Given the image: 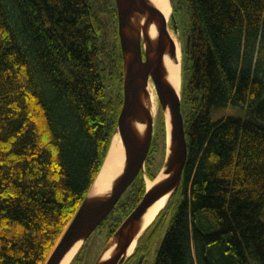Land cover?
<instances>
[{"label":"trees","instance_id":"trees-1","mask_svg":"<svg viewBox=\"0 0 264 264\" xmlns=\"http://www.w3.org/2000/svg\"><path fill=\"white\" fill-rule=\"evenodd\" d=\"M181 1L187 159L123 264H264V0ZM107 12L105 63L95 34ZM122 69L114 0H0V264L46 262L106 158ZM162 115L150 152L165 151ZM143 174L98 225L105 243L142 199Z\"/></svg>","mask_w":264,"mask_h":264},{"label":"water","instance_id":"water-1","mask_svg":"<svg viewBox=\"0 0 264 264\" xmlns=\"http://www.w3.org/2000/svg\"><path fill=\"white\" fill-rule=\"evenodd\" d=\"M114 1L122 57L123 99L116 118L113 136L118 135L123 144L124 166L113 181L107 195L90 196L91 185L44 264H59L75 243L84 242L114 209L120 197L137 175L144 171V164L153 139V116L149 109V92L147 90L149 78L156 87L165 119L166 155L161 170L164 169L168 176L151 188H145L140 202L122 220L106 242L105 246L109 241L115 242L116 246L112 254L108 258L100 260L101 251L94 264H123L125 262L127 249L136 236L138 235L139 238L142 233L139 234L141 215L149 205L167 193L166 203L168 202L180 184L186 163L187 141L180 96L176 94L175 88L167 79V70L163 63V56L166 52L170 54V57L175 56L176 53V45L169 33L165 17L149 0ZM152 24L156 30L154 38L149 36ZM169 24L177 32V22L172 12ZM167 109L169 132L166 118ZM137 125H144L143 132L140 133L137 130ZM106 159L107 155L100 171ZM143 258L144 256L140 255L136 264H141Z\"/></svg>","mask_w":264,"mask_h":264},{"label":"bare ground","instance_id":"bare-ground-1","mask_svg":"<svg viewBox=\"0 0 264 264\" xmlns=\"http://www.w3.org/2000/svg\"><path fill=\"white\" fill-rule=\"evenodd\" d=\"M149 1L165 17L169 33L171 34V37L173 38L175 45H176L175 56L170 57V54L166 52L163 56V63L167 70V79L169 80V82L172 83L173 87L175 88L176 94L180 96V85H181L180 75H181V66H182L181 42L177 35V32H175L169 24L170 15L172 12L171 3H170V0H149ZM149 36H151V38H154L156 36V30H155L154 24H152L149 29ZM147 90L149 92V97H148L149 98L148 99L149 109L153 116V137H154V135L157 132L158 119L162 114V108L161 106L159 107L160 113H159V116L157 117L159 99L157 96L156 87L153 81L151 80V78L148 79ZM166 118H167V128L169 132L168 109L166 110ZM155 120H156V125L154 127ZM136 128L141 133L143 132L144 125H137ZM165 140H166V136H165ZM168 142H169V133H168ZM165 144H166V141H165ZM124 161H125V153H124L123 144L119 136L115 135L111 139L110 146L107 152V159L104 163V166L101 169V171L99 170V173L96 175L92 183V187L90 190V196H105L110 192L113 181L121 173L123 169ZM143 176H144L145 188L149 189L154 184L159 182L160 180L166 178L168 175L165 174L164 169H162V170H159L155 179H151L149 176L146 175V173H144ZM145 176H147L148 178ZM167 198H168V193L159 197L157 200H155L151 205H149L145 209V211L143 212L139 220V225H140L139 234L143 232L152 223V221L155 219L157 214L165 207V205L167 204L166 203ZM137 238H138V235L136 236V238L133 240V242L127 249L126 260L129 258V256L133 254L136 248ZM80 245H81V241H78L77 243H75L74 246L64 255V257L62 258L59 264H69L71 260L73 259L74 254L80 247ZM115 246H116L115 242L109 241L108 244L104 247V249L101 252L100 260H104L108 258L112 254Z\"/></svg>","mask_w":264,"mask_h":264},{"label":"rangeland","instance_id":"rangeland-1","mask_svg":"<svg viewBox=\"0 0 264 264\" xmlns=\"http://www.w3.org/2000/svg\"><path fill=\"white\" fill-rule=\"evenodd\" d=\"M173 7H174V17L177 22V35L180 39V42L182 45H185L187 43V34H186V19H187V13L185 5L182 3L181 0H172ZM98 18L100 20V23L98 26L100 27V38H99V47L101 48V52L98 55V59L104 61L105 63L108 60V53L110 51V45L112 41H114V35H115V27L116 25L113 23V18L107 13L98 14ZM105 77L107 80H105L106 85L108 84V78L107 73L105 72ZM190 76V69L187 68L183 73V80L186 82L189 79ZM116 87V86H115ZM110 87L106 86V97H110ZM158 100V112L157 117L160 113V105ZM183 113L186 115L187 109L183 108ZM163 114V111H162ZM164 116V115H162ZM157 120V118H156ZM156 120L154 121V127L156 125ZM165 120V119H164ZM166 128V126H165ZM166 155V147L165 151L164 149L160 147H155L152 149V151L148 153L147 161L145 162V167L143 173H145V170L147 172L149 171L154 177L157 175L159 170H161L164 162V158ZM147 177V176H145ZM144 178V176H143ZM148 178V177H147ZM152 179V178H151ZM125 194V192H124ZM124 196V195H123ZM105 231H99V228H96L90 236L86 239V243H81L80 247L83 245V249L79 255V260L74 262L73 264H94L97 256L100 254L102 249L105 246ZM137 245V244H136ZM78 248V250L80 249ZM77 250V251H78ZM77 253V252H76ZM75 253V254H76ZM153 259V254L150 253L149 256L145 258L142 264H151ZM131 264H136L135 261H133Z\"/></svg>","mask_w":264,"mask_h":264},{"label":"flooded vegetation","instance_id":"flooded-vegetation-1","mask_svg":"<svg viewBox=\"0 0 264 264\" xmlns=\"http://www.w3.org/2000/svg\"><path fill=\"white\" fill-rule=\"evenodd\" d=\"M101 33H100V31H97V34H95V36L97 35V36H99ZM137 261H138V259L136 260V263H137ZM142 264V263H141Z\"/></svg>","mask_w":264,"mask_h":264}]
</instances>
